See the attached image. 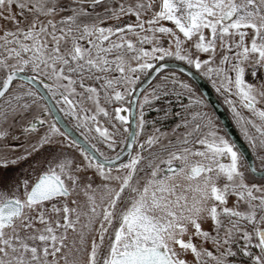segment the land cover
<instances>
[{
    "label": "snow or ice",
    "instance_id": "6c2138e0",
    "mask_svg": "<svg viewBox=\"0 0 264 264\" xmlns=\"http://www.w3.org/2000/svg\"><path fill=\"white\" fill-rule=\"evenodd\" d=\"M125 15L134 22H121ZM193 38L188 49L206 59L182 47ZM218 47L223 52L216 65ZM165 57L210 78L215 73L216 90L234 91L259 118L261 123L246 119L226 97L254 154L260 153L264 180V107H257L264 103V81L258 87L244 78L247 61L264 67V0H0V121L33 105L50 118L27 121L25 136L38 124L48 127L21 154L0 153V167L44 145L53 149L43 162H33L31 172L0 177V264H264V184L248 181L243 154L201 108L194 86L172 74L142 98L131 95L139 73ZM169 81L180 85L177 97L188 99L171 129L184 131L166 142L168 133L158 128L137 139L147 123L144 105L169 95ZM125 96L140 105L132 131L122 114L131 110ZM41 100L48 103L39 105ZM113 101L118 106L110 112ZM60 113L97 133L113 154L105 155L87 136L83 144L69 139ZM117 123L127 133L123 140ZM9 131L0 129V138ZM77 144L81 159L67 151Z\"/></svg>",
    "mask_w": 264,
    "mask_h": 264
},
{
    "label": "flooded vegetation",
    "instance_id": "af4514ba",
    "mask_svg": "<svg viewBox=\"0 0 264 264\" xmlns=\"http://www.w3.org/2000/svg\"><path fill=\"white\" fill-rule=\"evenodd\" d=\"M120 21L121 22H134V17H132L130 15H125V16L120 18ZM160 22L167 24L169 27H173V28L175 27L174 24H172V22H170V21H160ZM177 32H178V30H177ZM180 35H181V39L183 40L184 38H183L182 34H180ZM194 40H195V38L185 42V44L182 45L183 48L185 47L188 49V45L194 43ZM162 44L164 47H169V44L167 43V37H162ZM144 47H150V45L146 44V45H144ZM172 47L174 49V45H172ZM188 50L195 53V55L199 56L201 59L207 58V55L205 53L199 54V52H197L194 48H191ZM233 51H234V49H233ZM222 52H223V50L219 49V47H218V50L216 53L217 59L214 61V63L216 65H219V56L222 55ZM167 62H174V63L182 64L185 67H187L188 69H190L191 71L195 72L199 77H201L206 82L208 87L210 88V90L213 93L217 102L221 105V107L223 108V110L225 111L227 116L229 117V119H230L233 127L235 128V130L237 128L236 127L237 125H235L231 119V114L233 113V111H232V107L228 103H226V97H230L235 102L237 110L243 116L246 113L251 112L250 110L244 108L239 103V98L235 95L234 91L232 93H228V92H225L223 89H221V91H219V92L216 90V86H214V84H213V79H218V78L215 77V73L213 74V77L210 78L208 76L203 75L201 73V71L197 70L193 65H189L186 61L179 60L175 57H165L164 60H162V61L156 60L154 65H153V69H147L144 72L139 73L140 79L137 81V87L150 75V73L155 69V67L158 64L167 63ZM244 66H245L244 78L248 82L255 83L259 87L260 82L264 81V67L255 65L253 60L247 61ZM172 74H174L178 80H181V81L184 80V82L192 84L195 88L196 96H199L203 99L202 106L203 107L208 106L212 110L211 106L206 102L204 97L201 95L197 85L195 83H193L184 74L177 72L176 70H171V69L160 71L153 78V80L147 85V87L140 93L139 98H142L146 93H149L150 87H154L157 83H159L161 77H163V76H169L170 77ZM111 75L115 76V75H118V73L113 72V73H111ZM229 75H231L233 80H234L235 73L230 72ZM44 91H47V90H44ZM168 91H169V95H167V96L160 95V98H158L156 100H151L150 102H148L144 105V118L147 121V123L145 124V127H144L142 139H145L147 135L151 134L150 133V125L152 123H154L152 120H154L156 114H158V117H160V115L164 114V109L170 102L171 103L173 102L176 104L175 107L177 108L178 111H182L180 105L188 104V99L186 96H179V97L176 96V93L182 92V89L180 88L179 84L172 85L171 82L169 81ZM130 92H131V90H130ZM131 95H133V93H131ZM126 97H128V96H125V98ZM182 97H184V98H182ZM165 101H167V103H165ZM52 102L55 103V101H52ZM38 103H39V105H43L47 102H46V100H41ZM123 103H124V106L126 108L130 109V103H131L130 98H128V99L126 98ZM61 106H63L62 101H61ZM115 106H118V105L111 106V107H109V109L112 110V108ZM257 107H264V103H258ZM157 109H159V111H157ZM139 111H140V105L137 102L136 103V124H137ZM128 112L129 111H127V113ZM122 113H124V112H122ZM35 115H40L43 117L44 120L50 122V118L48 116H45L42 112H40L39 107L37 105H33L29 111L23 112L22 114H19L16 116L10 115L7 121H0V129H7L10 126V131H9L8 135L5 138H0V152L7 153L10 155L11 154L19 155V154H21L22 148H24V146L30 144L31 141L33 139H35L38 135L43 134V132L48 127V123H45L43 125L38 124L35 132H30L27 136H25L21 133L22 126H24L26 124V122L31 120L32 117ZM60 116L63 118L62 120L68 125V127L71 128L84 141H85V139H84L85 136L92 135V132L85 131L83 126L77 128L76 127L77 121L71 115H66L65 113H60ZM99 119H101V117H99ZM255 122L261 123V121L259 119H256ZM173 124H176V123L173 122ZM127 126H128V128L130 127V118L127 122ZM164 127H165V123L161 124V127H159V130L162 132V130H164ZM248 130H249V134H252V135L256 134L250 125H248ZM61 132H63V131L61 130ZM81 133H83V135ZM237 133H238L239 137L241 138V140L244 142V144L249 149V147H248L249 141L247 139H245L244 134L240 131L239 132L237 131ZM94 135H95L94 137L96 138V142L91 141V143L93 142L92 144L99 146V143H100L99 135L95 132H94ZM58 136L60 137V139L65 140L64 137H62L60 135H58ZM90 139H91V136H90ZM65 141L68 143L67 140H65ZM5 143H7L8 145H11V147H5L4 146ZM75 146L79 148L78 145H75ZM134 150H135V148H134ZM52 151H53L52 148H50L48 145H44L41 150L34 153V157L31 160H28V161L24 162L23 164H22V160H21L15 165L10 164V165L6 166L5 171H4V174H5L4 178H12V177L16 176L17 172L21 173L20 175H22L24 173V169H22L21 165L27 166L29 164L31 166V165H33V162H35V161L43 162L45 160V158L48 157ZM67 151H68V154L71 156L69 149ZM115 151L119 152V151H121V149L117 148ZM249 151H250V149H249ZM259 154H257L256 156L258 157ZM252 159L254 162L255 158L253 156H252ZM124 160H125V157L123 159H121V161H124ZM254 165H255L256 170H260V167L256 166L257 164L255 162H254ZM29 168L31 169L32 167H29ZM21 169H22V171H21ZM247 170H248V173L252 176L248 167H247ZM262 181L263 180L256 178L253 183L262 184L261 183ZM253 250L255 251V249H253Z\"/></svg>",
    "mask_w": 264,
    "mask_h": 264
},
{
    "label": "water",
    "instance_id": "95a60500",
    "mask_svg": "<svg viewBox=\"0 0 264 264\" xmlns=\"http://www.w3.org/2000/svg\"><path fill=\"white\" fill-rule=\"evenodd\" d=\"M166 66L161 69L163 70H176L177 72H180L187 76L193 83H195L201 93V95L204 97L206 102L211 106L216 118L220 122L222 128L224 129L225 133L227 134L228 138L230 139L231 142H233L236 147L240 150V152L243 154V160L245 161L250 173L254 178L260 179V170H256L255 172L252 171L251 166L254 164L251 153L247 146L244 144V142L241 140L239 137L237 131L233 127L229 117L221 107V105L217 102L215 99L213 93L211 92L210 88L206 84V82L199 77L195 72L191 71L187 67H185L182 64L179 63H174V62H167L164 63ZM154 70L150 73V75L141 83L143 87H140V85L136 88L135 92L133 93V96L139 97L140 93L147 87V85L153 80V78L157 75ZM48 103V100H46ZM137 103V102H136ZM136 103L131 102L130 103V111L127 113L125 111L122 113L123 115H129L130 118V127L129 130L132 131L136 128ZM61 123L63 125H66L67 128L71 132V138H75L79 140L81 144L85 143V141L80 138L71 128L68 127V125L62 120ZM61 130L64 131V128L61 127ZM80 146L79 144H77ZM127 149L123 150V155L121 156V159L125 157V160L127 159Z\"/></svg>",
    "mask_w": 264,
    "mask_h": 264
},
{
    "label": "rangeland",
    "instance_id": "374dc122",
    "mask_svg": "<svg viewBox=\"0 0 264 264\" xmlns=\"http://www.w3.org/2000/svg\"><path fill=\"white\" fill-rule=\"evenodd\" d=\"M182 47H183V46H182ZM184 48H185V47H184ZM185 49H187V48H185ZM199 54H203V53H202V52H199ZM203 56H204V55H203ZM183 81H184V80H183ZM181 96H184V95H181ZM198 97H199V96H198ZM182 98H184V97H182ZM102 101H103V99H101V103H102ZM205 104H206V103H205ZM102 105H103V103H102ZM85 106L88 107V108H92L93 111H94V106L92 105L91 102H85ZM201 108H202L204 111H206V112H208V113L211 114V117L213 118V122H214V123L216 124V126H217V130H218L221 134H224V135H225V133L221 130V127L218 126L219 124L217 125V121L214 120V117L212 116L213 114H212V112L210 111L209 107H208V106H207V107H203V106L201 105ZM190 110H194V109H190ZM87 114L90 115L91 113H87ZM244 117H245L246 119H247V118H251V119H253V120L259 119V118L255 117V116H253L251 112L246 113V114L244 115ZM231 119H232L233 123H234L235 125H237V126H236V127H237L236 130H237L238 132H239V131L241 132V130H240V126L237 124L236 119L234 118L233 113L231 114ZM137 120H138V119H137ZM173 125H175V124L165 126V127H164V130H162V132L159 130V133H165V132L168 133L167 136H164V137L162 138V141H163V142H166L169 138H174L176 135H180V134H182V132L184 131L183 128H180V129H177V131H176L175 133H173V132L171 131ZM159 133H158V134H159ZM151 134H152V133H151ZM90 136H91V139H90ZM90 136H87L89 142H90V143H91V141L96 142V138L94 137V136H95V135H94V132H92V135H90ZM139 137H140V136H139ZM139 137H137V139H139ZM142 138H143V136H142ZM227 138H228V137H227ZM54 139L57 140V141L62 140V139H60V137H59L58 135H56V136L54 137ZM140 139H141V138H140ZM63 141L65 142V144H67V142H66L65 140H63ZM93 142H92V143H93ZM92 143H91V144H92ZM26 147H28V145H26V146H24V148H22L21 153L25 150ZM97 147H98V148L100 149V151H102L105 155L111 156V155L113 154V151L107 149L106 145L102 142L101 139H100L99 146L97 145ZM68 149H69V152H70L71 156H75L77 159H81L80 154L77 152L78 147H76V146L74 145V146H72V147H70V148H68ZM0 153H2V152H0ZM33 157H34V153H33L30 157H28V158L22 160V164H23L24 162L28 161V160H31ZM254 158H255V161H254V162L257 164L256 166L260 167V165H261L262 162H261L259 159H257V156H256V155L254 156ZM194 159H199V157H194ZM225 162H227V161L225 160ZM241 164H242V170L245 171V173H246V177H247L248 181L251 182V183H253L254 180H255L256 178L254 179V178L248 173V170H247V168L244 167L242 161H241ZM21 166H22V169H24V173H23L22 175L25 174V169H27L29 172L32 171V168H31V169L29 168V167H31L29 164H28L27 166H26V165H21ZM22 169H21V171H22ZM4 171H5V167H0V177H3V178H4V175H5V174H4ZM20 174H21V173L17 172V173H16V176H17V175H20ZM16 176H14V177H12V178H15ZM261 183L264 184V180H263ZM234 200H235V197H234V196L229 198L228 203H229L230 206L233 204ZM241 207H243V205H241ZM207 226H208L207 224H204V227H207Z\"/></svg>",
    "mask_w": 264,
    "mask_h": 264
},
{
    "label": "trees",
    "instance_id": "16d2710c",
    "mask_svg": "<svg viewBox=\"0 0 264 264\" xmlns=\"http://www.w3.org/2000/svg\"><path fill=\"white\" fill-rule=\"evenodd\" d=\"M126 98L128 99L129 96L126 97ZM126 98H124V100H125ZM102 103H104V102L102 101ZM114 105H117V103H116L115 101H113V103H112L111 105H108V108L111 107V106H114ZM175 106H176L175 103H173V102L171 103V102H170V103L165 107L164 112H166V111L168 112V115H167V116H165L164 114H162V115H160V117H158V114H156L154 120H152L154 123H152V124L150 125V133H153V130L156 129V128L159 129V127H161V124H164V123H165V126H168V125H172L173 122H174V123H177V120H178L179 118L176 117V116L174 115V113L178 111L177 108H176ZM209 109H210V108H209ZM169 110H170V111H169ZM109 111L111 112L110 109H109ZM210 111H211L212 114H213L212 116L214 117V120L217 121V125L219 124L218 126H220V127H221V130L225 133L224 129L222 128V126H221V124H220V122H219L218 119L216 118L214 112H213L211 109H210ZM104 119H105V118H103V117L101 116V120H104ZM163 122H164V123H163ZM117 127L120 129V132L118 133L117 139H118V140H123L124 137L127 136V133L124 132L123 126L120 125L119 123H117ZM144 127H145V126H144ZM143 131H144V130H143ZM225 135H226V133H225ZM142 136H143V132L141 133L140 137L138 136L139 139H140V138L142 139ZM226 136H227V135H226ZM99 138H100V137H99ZM228 139H229V138H228ZM248 147H249V149H250V153H251V155H252L253 157H254L255 155L259 154L258 151L254 154V150L250 147V144H248ZM118 149H120V148H118ZM242 163H243L244 167L247 168V165H246V163H245L244 160H242Z\"/></svg>",
    "mask_w": 264,
    "mask_h": 264
}]
</instances>
